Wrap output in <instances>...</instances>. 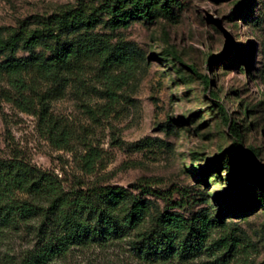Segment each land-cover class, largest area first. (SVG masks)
Instances as JSON below:
<instances>
[{
	"label": "rangeland",
	"instance_id": "1",
	"mask_svg": "<svg viewBox=\"0 0 264 264\" xmlns=\"http://www.w3.org/2000/svg\"><path fill=\"white\" fill-rule=\"evenodd\" d=\"M110 1L0 0V37L21 34L13 54L0 51V62L28 56L22 42L50 18L69 9L92 12ZM149 1L156 6L150 20L135 17L111 28L107 14L95 15L92 34L133 51L128 77L110 87L113 99L92 61L59 86L26 77L34 102L26 113L13 104L14 91L0 71V159L16 156L53 173L65 192L124 188L148 202L149 216L218 217L222 227L210 228L205 247L217 245L186 264H264V170L254 172L264 169V0ZM33 52L50 56L38 47ZM187 67L208 78L207 87ZM46 89L40 120L36 96ZM51 124L57 138H49ZM88 152L94 158L86 172L81 158ZM233 199L252 205L232 213ZM226 238L222 247L218 240ZM29 240L24 233L0 236V264ZM56 264L141 263L122 242L75 249Z\"/></svg>",
	"mask_w": 264,
	"mask_h": 264
},
{
	"label": "trees",
	"instance_id": "2",
	"mask_svg": "<svg viewBox=\"0 0 264 264\" xmlns=\"http://www.w3.org/2000/svg\"><path fill=\"white\" fill-rule=\"evenodd\" d=\"M157 8L166 15V6ZM155 11V4L149 0H111L109 5L88 13L69 9L50 18L42 30L31 31L22 42V49L28 56L10 57L0 62L5 83L14 91L15 107L33 113L32 88H29L26 77L33 75L39 85L55 83L59 86L92 61L104 71L108 86L105 94L113 99L110 87L128 77L133 51L126 44H111L103 36L92 34L90 30L96 22L95 15L98 12L107 14L109 27L116 28L125 26L135 17L150 20ZM20 40L21 34L16 33L0 37V51L13 54ZM36 47L50 56L36 55L33 52ZM120 67L122 70L116 76L111 75L113 69ZM187 69L207 87L208 78L199 76L192 67ZM50 92L46 89L36 96L40 120L47 113L45 100ZM217 107L223 110L221 106ZM46 126L49 138H57L56 125ZM229 131L237 143L234 124L229 125ZM59 139L61 145L66 143L64 133H60ZM93 158L90 152L81 158L86 172L90 171ZM260 170L264 169L257 167L254 172ZM250 205L252 202L233 199L228 209L235 213ZM146 217L149 224L144 227ZM213 225L222 227V222L218 217L210 220L205 215L191 219L167 212L149 216L148 202L138 200L121 187L92 186L65 192L53 173L38 169L16 156L0 159V236L24 233L30 237L29 246L9 256L7 264H56L75 249L104 248L122 242L141 264H186L217 245L212 243L205 247ZM218 241L222 247L227 244V238Z\"/></svg>",
	"mask_w": 264,
	"mask_h": 264
}]
</instances>
